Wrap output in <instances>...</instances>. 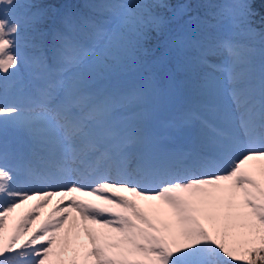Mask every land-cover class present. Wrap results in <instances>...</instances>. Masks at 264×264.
<instances>
[{"label": "snow or ice", "instance_id": "1", "mask_svg": "<svg viewBox=\"0 0 264 264\" xmlns=\"http://www.w3.org/2000/svg\"><path fill=\"white\" fill-rule=\"evenodd\" d=\"M254 4L0 0V264H264Z\"/></svg>", "mask_w": 264, "mask_h": 264}, {"label": "trees", "instance_id": "2", "mask_svg": "<svg viewBox=\"0 0 264 264\" xmlns=\"http://www.w3.org/2000/svg\"><path fill=\"white\" fill-rule=\"evenodd\" d=\"M61 2H70V3H84L86 0H61ZM164 2L170 3V4H175L177 0H164ZM183 2L189 3L192 5V15H197V14H204L206 12L211 11V5L220 3L221 0H183ZM255 9L261 14L264 15V4L261 3V0H255L254 4ZM161 11H166V10H161ZM255 22L253 24V27L256 29H261L264 28V24H261L260 21V16H257L254 18ZM210 32L213 33V35L219 36L220 33H224L223 29L221 28V25L217 26L216 28L209 29ZM153 37H155V34H153ZM237 39H240L243 41L242 37H237ZM155 40L149 41V44L154 43ZM258 44V42H257ZM129 76L133 79L132 74H129Z\"/></svg>", "mask_w": 264, "mask_h": 264}, {"label": "rangeland", "instance_id": "3", "mask_svg": "<svg viewBox=\"0 0 264 264\" xmlns=\"http://www.w3.org/2000/svg\"><path fill=\"white\" fill-rule=\"evenodd\" d=\"M221 27H222V29L226 30L227 35H228L229 32H230L229 26L225 23V24H221ZM222 36H226V35H222L221 34L220 37H222ZM182 101H184V103H185L184 107H185L188 104L187 98L182 99ZM184 107H182L180 110H182ZM175 144L183 145L184 144L183 137L176 138L175 139ZM180 145H177V147H179ZM37 187H43V185H39ZM56 203H57V197H55V199L51 201V204L46 206V208H47L46 210L47 211L45 210V214L42 212V210L45 209V207L42 208V210H40V213H41L40 218L34 220V222L29 226L30 231L35 229L41 223V221L45 218L47 212L51 209L52 205H54ZM19 210L20 209H17L16 212L14 211L13 213H11L10 216H9V219L6 222V226H5V229H4L5 241H7V239L12 235V233H13V225L19 220V217H20ZM30 231L28 233H24V234H22L20 236V240H19L20 243L24 242L28 238V235H30Z\"/></svg>", "mask_w": 264, "mask_h": 264}, {"label": "bare ground", "instance_id": "4", "mask_svg": "<svg viewBox=\"0 0 264 264\" xmlns=\"http://www.w3.org/2000/svg\"><path fill=\"white\" fill-rule=\"evenodd\" d=\"M38 185H34V186H32V187H37ZM75 195H77L78 196V198H83V197H79V194H75ZM55 199V197L54 198H52V200H54ZM86 199H92V197H87ZM57 200H58V198H57ZM33 203H35V201H30L29 203H27V204H25V205H23V206H21V208H19L20 210H19V213H20V215L23 213V212H25L29 207H31V205L33 204ZM47 208L45 207V209H43L42 210V208L40 209V210H42V212L45 214V210H46ZM17 210V209H16ZM16 210H15V212H16ZM21 211V212H20ZM47 211V210H46Z\"/></svg>", "mask_w": 264, "mask_h": 264}]
</instances>
